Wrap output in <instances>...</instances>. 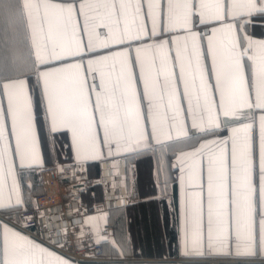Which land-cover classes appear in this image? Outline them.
Wrapping results in <instances>:
<instances>
[{
    "label": "snow or ice",
    "instance_id": "6c2138e0",
    "mask_svg": "<svg viewBox=\"0 0 264 264\" xmlns=\"http://www.w3.org/2000/svg\"><path fill=\"white\" fill-rule=\"evenodd\" d=\"M253 17L264 21V0H0V212L12 221H0V264H79L62 253L86 234L122 261L135 255L126 221L109 240V214L65 216L33 199L58 145L73 179L102 165L118 205L135 198L133 162L154 160L150 195L185 264H264Z\"/></svg>",
    "mask_w": 264,
    "mask_h": 264
},
{
    "label": "crops",
    "instance_id": "0c3cea01",
    "mask_svg": "<svg viewBox=\"0 0 264 264\" xmlns=\"http://www.w3.org/2000/svg\"><path fill=\"white\" fill-rule=\"evenodd\" d=\"M262 25H264V21H262L258 17H253L252 25H250V34L253 35L255 38H261L262 36H264V27H262ZM67 143H70V141H68ZM60 144H66L63 138H60ZM68 160L75 162L72 159V154H71L70 149L67 146H65L61 150L60 145H58V155L56 158V161H57L56 164L58 165L63 164L64 162ZM141 161H145L146 163H148V171H149L151 188H152V191L154 190L153 185H152V180H151L152 174L154 172V166H155L154 160H151L149 158L135 160L133 164L131 165V169H132V172L135 173V180H136L135 198H128L125 201V203L120 204V205H118L117 200L113 196V190L111 187V183L106 182L105 180L106 172L103 166L99 165L98 162L89 161L83 168V171H82L83 179L82 181H79V183H83L82 185H84L85 183L87 184V183H91L95 181L99 183L102 187V202L98 204L100 205V208H96L94 210H91L90 212H85L84 209L80 207L81 209L79 210L78 214L82 213L84 216H95L101 213L109 214L110 221H111L109 224L114 229L112 233L118 231L119 223L121 220L126 221V224L130 228V231L132 233L134 244H135V255H133L131 252V249H129V254L127 255L126 258L123 259V261L114 255V253L112 252L111 244L105 245L104 251H103L104 260L98 263H93V264H185L183 257L180 255L178 251L177 236L175 237L176 247L174 248V251L170 252V250L168 251L165 250L160 255L143 253V249L140 247V245L137 242V239L139 240V237L143 238L144 235L142 234L141 230L135 229L133 217L132 215L130 216V214L128 213V208L137 203L152 201L157 206L158 215L160 216V218L162 216L161 205L156 199L152 198L150 195L152 191L148 194H143V195L140 192V188H139L138 181H137L138 180L137 176H138V171H139V162ZM89 163H96L98 165V176L96 178L95 177L93 178L92 173H91L92 171L89 170L90 178L88 179V171L86 167ZM56 164L50 163L48 165H56ZM89 167L92 168V166H89ZM132 172L129 173L130 176L132 175ZM77 182L70 183V184L64 183L60 187V193L62 194L64 200H71V202H74L75 200L76 202L78 201L77 203H79L80 205L79 199L73 198L72 196H69L67 194V191L71 189L72 186H75L78 184ZM32 183L37 187L40 193L42 191V187H41L40 178L37 173L33 175ZM98 205L96 204L95 206H98ZM165 206L167 208L166 204ZM55 207L56 206H52L50 208H55ZM1 213H6L10 215L7 212H1ZM249 264H262V261L260 259H254V260H251Z\"/></svg>",
    "mask_w": 264,
    "mask_h": 264
},
{
    "label": "trees",
    "instance_id": "16d2710c",
    "mask_svg": "<svg viewBox=\"0 0 264 264\" xmlns=\"http://www.w3.org/2000/svg\"><path fill=\"white\" fill-rule=\"evenodd\" d=\"M89 166H92V168ZM86 169L88 171V179L90 178L89 170L92 171L93 178L98 176V165L96 163H89ZM137 177L141 194L150 193L152 188L148 163L145 161L139 162ZM79 181H82V179L71 181V183L77 182L78 184L72 186V188L67 191V194L73 198L79 199L80 207L83 208L85 212H90L96 204L98 205L102 202V187L96 181L85 183L84 185H82L83 183H79ZM163 207L166 210V206L164 205ZM128 213L133 217L135 229L141 230L144 235L143 238L139 237V240L137 239L138 244L143 249V253L160 255L165 250H170V252L174 251L176 247L175 229L170 218L169 222L165 224L162 211V216L160 218L157 206L154 202L148 201L132 205L128 208ZM113 230L114 229H112V232Z\"/></svg>",
    "mask_w": 264,
    "mask_h": 264
},
{
    "label": "built area",
    "instance_id": "2783aa9c",
    "mask_svg": "<svg viewBox=\"0 0 264 264\" xmlns=\"http://www.w3.org/2000/svg\"><path fill=\"white\" fill-rule=\"evenodd\" d=\"M75 165L73 161H66L63 164H56V165H47V168L41 172H38V176L40 178L42 191L40 194L34 196V200L37 201L40 207L43 208H50L52 206H60L65 214L69 211V206L71 209H81L79 203L75 200L71 202V200H64L62 194L60 193V187L65 183H71L73 180H81L83 179V169L77 168L75 171V179H73L72 169ZM57 166L63 167L68 169L67 173H58ZM63 198V199H62ZM100 208V205L95 206L93 208ZM2 214V215H1ZM5 214V215H4ZM24 218L32 216L33 213L31 210L22 213ZM0 220L9 221V215L6 213L0 212ZM29 227H34L33 225H29ZM105 226H102V228ZM112 226L108 224L106 226V234L109 235V240H111L112 234ZM69 242L73 245L70 249H66L63 251V255L70 257L72 260L79 262V264H93L98 263L104 260L103 258V251L104 246L108 245L109 243H99L94 244L93 241L90 239L89 234H86L82 241V250L77 251L75 247V241L69 238Z\"/></svg>",
    "mask_w": 264,
    "mask_h": 264
},
{
    "label": "rangeland",
    "instance_id": "374dc122",
    "mask_svg": "<svg viewBox=\"0 0 264 264\" xmlns=\"http://www.w3.org/2000/svg\"><path fill=\"white\" fill-rule=\"evenodd\" d=\"M69 161V160H68ZM2 215V214H1ZM5 215V214H4Z\"/></svg>",
    "mask_w": 264,
    "mask_h": 264
}]
</instances>
